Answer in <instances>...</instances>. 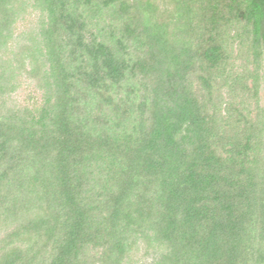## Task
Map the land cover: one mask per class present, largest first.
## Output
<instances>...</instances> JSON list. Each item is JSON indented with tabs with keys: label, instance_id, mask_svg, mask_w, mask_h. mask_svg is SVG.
Here are the masks:
<instances>
[{
	"label": "trees",
	"instance_id": "obj_1",
	"mask_svg": "<svg viewBox=\"0 0 264 264\" xmlns=\"http://www.w3.org/2000/svg\"><path fill=\"white\" fill-rule=\"evenodd\" d=\"M262 90L264 0H0V264H264Z\"/></svg>",
	"mask_w": 264,
	"mask_h": 264
},
{
	"label": "rangeland",
	"instance_id": "obj_2",
	"mask_svg": "<svg viewBox=\"0 0 264 264\" xmlns=\"http://www.w3.org/2000/svg\"><path fill=\"white\" fill-rule=\"evenodd\" d=\"M30 18L37 21L36 12L29 16ZM30 22L18 21V24L13 32V37L10 40L7 48L3 50L2 56L5 59H10L12 52L16 51L17 46L25 41L28 33ZM18 87L9 95V104L11 106L20 108L23 106H30L34 101H39L41 98V91L35 87V83L32 80L26 79L22 73L17 77ZM261 105L264 106V90L261 91ZM150 255L144 253V248L139 244L137 250L133 253V259L131 258L128 264H151Z\"/></svg>",
	"mask_w": 264,
	"mask_h": 264
}]
</instances>
